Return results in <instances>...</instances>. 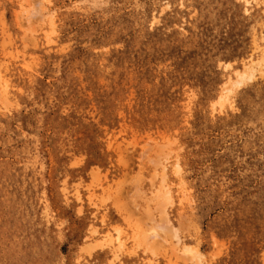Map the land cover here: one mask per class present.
Returning a JSON list of instances; mask_svg holds the SVG:
<instances>
[{"label":"rangeland","instance_id":"obj_1","mask_svg":"<svg viewBox=\"0 0 264 264\" xmlns=\"http://www.w3.org/2000/svg\"><path fill=\"white\" fill-rule=\"evenodd\" d=\"M263 1L0 0V264H196L131 238L159 148L201 264H264L263 77L211 107L261 56Z\"/></svg>","mask_w":264,"mask_h":264},{"label":"bare ground","instance_id":"obj_2","mask_svg":"<svg viewBox=\"0 0 264 264\" xmlns=\"http://www.w3.org/2000/svg\"><path fill=\"white\" fill-rule=\"evenodd\" d=\"M245 3H248V0H245ZM264 4V1H263ZM22 10V11H21ZM21 15L20 22L22 25L23 23H28L33 18H41L45 16L43 7L37 2L35 5H29L28 8L21 9ZM31 23V22H30ZM23 27V26H22ZM263 34V33H262ZM261 34V36H262ZM254 35V34H253ZM257 35V34H256ZM256 37L253 40L254 48L252 50H256L255 48L258 47V44L256 42ZM259 38V37H257ZM263 38V37H262ZM263 40V39H262ZM261 40V41H262ZM260 41V42H261ZM252 44V43H251ZM261 44V43H260ZM264 44V43H263ZM230 48V47H229ZM226 49V48H225ZM260 49V48H259ZM258 50V49H257ZM224 52V51H223ZM261 56L258 58H255L252 54V51L247 56V60L242 63L241 67L239 66L236 68H233L232 73L224 74V77L220 81V86L218 88V91L215 93V98L211 102L212 106H219L221 107L224 105V102H228L231 106L234 102V97L236 94V88L242 87L243 85L253 82L258 77L260 79V76L264 79V48L260 51ZM221 56V55H220ZM241 57V56H240ZM235 58V57H234ZM239 60V59H238ZM243 61V60H242ZM217 64V63H216ZM231 66L230 62H224L223 68L224 70ZM235 66V65H234ZM231 68V67H230ZM226 70V71H227ZM225 72V71H224ZM240 87V88H241ZM5 88L2 84V81L0 79V103H4L5 99ZM17 104V103H16ZM226 104V103H225ZM228 105V104H227ZM12 106V105H11ZM229 106V105H228ZM216 107V106H215ZM217 108V107H216ZM215 110V109H214ZM163 141V140H162ZM165 142V141H164ZM163 143V142H160ZM154 144V143H153ZM156 145V144H155ZM160 146V144H158ZM173 147V142L171 144ZM170 145V146H171ZM169 146V147H170ZM171 146V147H172ZM151 147V146H150ZM155 147V146H154ZM167 148V147H166ZM158 149V148H157ZM165 149V148H164ZM170 149V148H169ZM172 149V148H171ZM176 149V148H175ZM151 150V149H150ZM155 150V149H154ZM160 150V148H159ZM155 158L151 159V162L155 166H159L160 172L158 173L159 177V186L156 188L154 194L152 195V198L149 199V202L152 204H149L146 208L147 215L150 219V222L144 227L143 224L140 223H134L132 224V233L131 238L135 242L136 246L142 247L145 251L148 250L152 252L153 254L157 251L163 249L164 251H168L172 255H177L178 257L182 258L183 260H189L193 261L196 264H201L204 260V254L201 252L198 246L189 244L183 240V231L184 227L181 222L174 223L172 219L170 218L169 211L167 207L170 206L172 199V190L171 186L169 185L167 179H168V152L158 153ZM161 150H163L161 148ZM173 150V149H172ZM173 152V151H172ZM179 152V151H177ZM176 152V153H177ZM174 153V152H173ZM180 153V152H179ZM150 154V153H149ZM181 154V153H180ZM179 154V155H180ZM151 155V154H150ZM173 155V154H172ZM183 157V156H182ZM146 160V159H145ZM173 160V159H171ZM174 161V160H173ZM146 162V161H145ZM172 163V162H170ZM149 164V163H148ZM147 164V165H148ZM184 165V164H183ZM173 166L175 168V171H179L181 168L179 160L176 158V160L173 163ZM172 168V167H171ZM183 168V167H182ZM151 169V168H150ZM148 170V169H147ZM157 170V169H156ZM151 172V171H148ZM146 172V173H148ZM142 173V172H140ZM172 173V172H169ZM180 173V172H179ZM182 174V173H181ZM157 175V173H155ZM145 176V175H144ZM147 176V174H146ZM156 178V177H155ZM170 178V177H169ZM145 178H143L144 180ZM173 179V177H172ZM148 180V179H147ZM158 180V178L156 179ZM171 180V179H170ZM174 180V179H173ZM141 181V180H140ZM138 182V181H137ZM173 182V181H172ZM145 183V182H142ZM147 183V182H146ZM149 183V182H148ZM158 183V181H157ZM174 183H176L174 181ZM172 184V183H170ZM174 184H172L173 186ZM154 186V185H153ZM139 187V186H138ZM146 187V186H145ZM148 187V186H147ZM140 188V187H139ZM149 189V188H148ZM152 189V188H151ZM140 190V189H139ZM126 191V190H125ZM136 191L138 192V188H136ZM145 191V190H144ZM153 191V189H152ZM179 192V190H178ZM147 193V190H146ZM140 194V193H139ZM179 194V193H178ZM148 195V193H147ZM180 195V194H179ZM175 196V193H174ZM173 196V197H174ZM182 196V195H181ZM140 197V196H139ZM178 197V196H177ZM147 198V197H146ZM138 199V198H137ZM141 199V198H140ZM141 200H139L140 202ZM177 202V201H176ZM142 204V203H141ZM145 204V202H144ZM169 205V206H168ZM172 205V204H171ZM177 205V204H176ZM139 206V205H138ZM137 206V208H138ZM174 206V205H173ZM172 206V207H173ZM144 207V206H143ZM171 207V206H170ZM171 207V208H172ZM173 209V208H172ZM179 209V208H178ZM138 210V209H137ZM139 211V210H138ZM142 211V210H141ZM175 211V210H174ZM156 213V214H155ZM173 213V212H172ZM185 213V212H184ZM174 214V213H173ZM188 214V213H187ZM177 215V214H175ZM174 215V216H175ZM173 218V217H172ZM133 219V218H132ZM178 219V218H177ZM176 221V220H175ZM197 222V221H196ZM147 223V222H146ZM126 228V227H125ZM128 228V227H127ZM129 229V228H128ZM126 230V229H125ZM190 231V230H189ZM130 232V231H129ZM185 232V231H184ZM126 233V232H125ZM196 233V232H195ZM124 235V234H123ZM128 235V234H127ZM105 236V235H104ZM114 241L116 243V248L120 249L122 248L124 244V239L122 236V233L120 229H115V235ZM186 237V236H185ZM113 239V238H112ZM126 240V239H125ZM131 240V241H132ZM113 241V242H114ZM128 241V240H127ZM187 241V240H186ZM112 242V243H113ZM126 243V242H125ZM131 243V242H130ZM115 245V244H114ZM130 245V244H128ZM109 246V245H108ZM107 248V247H106ZM102 249V248H101ZM123 249V248H122ZM138 249V248H137ZM139 250V249H138ZM137 250V251H138ZM112 251V250H111ZM117 251V250H116ZM122 251V250H121ZM141 251V250H140ZM147 251V253H148ZM159 253V252H158ZM162 253V252H161ZM119 254V253H118ZM117 254V255H118ZM122 254V253H121ZM167 254V253H166ZM134 255V254H133ZM158 256V255H157ZM164 258V257H163ZM165 259V258H164ZM181 262V261H180ZM192 263V262H191Z\"/></svg>","mask_w":264,"mask_h":264}]
</instances>
